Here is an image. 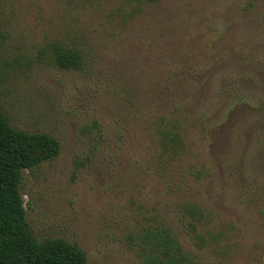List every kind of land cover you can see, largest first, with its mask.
<instances>
[{"label":"rangeland","instance_id":"374dc122","mask_svg":"<svg viewBox=\"0 0 264 264\" xmlns=\"http://www.w3.org/2000/svg\"><path fill=\"white\" fill-rule=\"evenodd\" d=\"M0 111L61 145L21 185L39 241L264 264V0H0Z\"/></svg>","mask_w":264,"mask_h":264},{"label":"trees","instance_id":"16d2710c","mask_svg":"<svg viewBox=\"0 0 264 264\" xmlns=\"http://www.w3.org/2000/svg\"><path fill=\"white\" fill-rule=\"evenodd\" d=\"M56 60L65 69L81 66L80 57L72 52L57 50ZM165 138L174 150L180 144L175 132ZM60 150L55 137L19 130L0 111V264H88L85 252L76 244L64 239L39 241L27 220L21 193L24 172L55 160ZM172 239L165 237L156 247L163 246L166 264H184L187 258Z\"/></svg>","mask_w":264,"mask_h":264}]
</instances>
